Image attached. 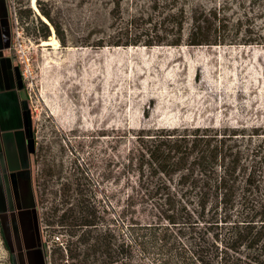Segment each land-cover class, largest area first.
Wrapping results in <instances>:
<instances>
[{
    "label": "rangeland",
    "instance_id": "374dc122",
    "mask_svg": "<svg viewBox=\"0 0 264 264\" xmlns=\"http://www.w3.org/2000/svg\"><path fill=\"white\" fill-rule=\"evenodd\" d=\"M6 2L5 52L25 121L21 139L9 144L10 168L23 172L21 218L29 230L25 246L15 233L16 249L40 250L35 259L42 256L43 264H115V210L135 178L122 164L138 129L264 125V43L147 45L174 36L158 29L162 15L152 0H34L36 9L31 0ZM131 19L140 22L134 27ZM255 24L264 32V22ZM134 39L139 42L128 43ZM30 188L33 199L26 205ZM5 191L0 183L1 205ZM133 200L128 214L152 221L139 197ZM71 204L73 215L91 223L75 235L64 224ZM10 218L1 211L0 264H11L9 253L17 252ZM208 224L201 220L192 229L201 234L207 226L202 240L188 238L184 228L164 245L159 228L152 245L132 246L125 264H201L197 249L215 251L216 228ZM119 229L131 238L127 220ZM82 233L89 238L79 253L69 251Z\"/></svg>",
    "mask_w": 264,
    "mask_h": 264
},
{
    "label": "trees",
    "instance_id": "16d2710c",
    "mask_svg": "<svg viewBox=\"0 0 264 264\" xmlns=\"http://www.w3.org/2000/svg\"><path fill=\"white\" fill-rule=\"evenodd\" d=\"M119 1L112 0L114 5ZM151 8L162 15L163 28L158 29L174 36L147 45L264 43V32L255 24L264 22V0H152ZM136 22L129 23L135 27ZM120 43L127 44L114 41ZM122 168L135 178L123 206L115 210V264L129 261L133 245H152L159 228L162 245L177 239L184 228L188 238L202 240L207 226L201 234L192 230L201 220L216 228L211 244L215 251L194 252L201 264L212 259L220 264H264V125L140 128ZM137 197L152 221L128 214ZM75 207L68 208L70 219L64 223L70 235L81 225H91L73 215ZM123 220L128 222L129 240L119 229ZM88 238L80 234L67 246L69 251L79 253V244Z\"/></svg>",
    "mask_w": 264,
    "mask_h": 264
},
{
    "label": "flooded vegetation",
    "instance_id": "af4514ba",
    "mask_svg": "<svg viewBox=\"0 0 264 264\" xmlns=\"http://www.w3.org/2000/svg\"><path fill=\"white\" fill-rule=\"evenodd\" d=\"M14 83H15L17 104H18L19 111H20L19 113L20 114V124L17 128L13 130L15 131L13 132L15 136L13 143L15 142L17 143V141L20 140L19 131L23 132V130L25 129V121H24V113H23V109L21 105V100H20V96L18 92V85L16 82ZM5 108L6 107L4 106V109ZM8 114H10L12 118V115L14 116L15 112L12 111V113H10V111L0 109V183H3L4 185L6 184V189L8 191V192L5 191V194H4V197H5L4 205H1L2 201H0V213L1 211L2 213L8 212V214L11 216L9 224L11 225L10 227L12 229V237H13L12 242L15 243V250H17L15 233H18L20 242H22V245L25 246V242L27 241L25 239V234L27 235L26 232H28L29 230L27 229V227H24L25 224L21 218V210L24 209L22 206V203H20L21 197H22V191H23V187H22L23 183L21 179L23 177L21 176H23V174H20V171L17 170L16 168H14V170L10 168L9 158L13 157V151H11V147L9 145L11 142L10 143L5 142L4 138H6V136H3L2 134L3 131L4 132L7 131L5 126L8 125L9 123V119H7ZM11 118H10V121L12 120ZM20 146L21 144L17 145V148H18L19 153L22 154ZM27 157H28V153H27ZM10 213L11 214L13 213V215H11ZM24 249L25 250H21V251L17 250V252H14L13 254L11 252L9 253L11 264H21L20 255L23 256L24 262L25 260L27 261V263L25 262L26 264H30V262L33 261L36 257H39L40 250H37L38 251L37 252L35 249L33 250V248L29 249L25 247Z\"/></svg>",
    "mask_w": 264,
    "mask_h": 264
},
{
    "label": "crops",
    "instance_id": "0c3cea01",
    "mask_svg": "<svg viewBox=\"0 0 264 264\" xmlns=\"http://www.w3.org/2000/svg\"><path fill=\"white\" fill-rule=\"evenodd\" d=\"M9 36V18H8V9H7V2L6 0H0V109L10 111V113L15 112V115L8 114L7 119H9L8 125L5 126L7 131H3V136H6L5 142L7 143H13L14 140V134L13 131L15 128H17L20 124V111L17 104L16 99V90H15V83L12 79V73L10 62L7 58V54L5 52V46L6 42ZM4 106L6 107L4 109ZM10 118L12 119L10 121ZM19 137L21 139L22 132L19 131ZM22 146V145H21ZM25 157V156H24ZM13 157H11L12 161ZM25 160V159H24ZM10 163V162H9ZM12 167V166H11ZM14 168V167H13ZM20 174H23V172H20ZM30 186V185H29ZM27 194V192H26ZM25 199V196H24ZM32 198V192L30 188V194L28 197V194L26 196L25 202H27L29 205V202ZM33 201V200H32ZM42 256L36 260L30 262V264H43Z\"/></svg>",
    "mask_w": 264,
    "mask_h": 264
},
{
    "label": "bare ground",
    "instance_id": "6f19581e",
    "mask_svg": "<svg viewBox=\"0 0 264 264\" xmlns=\"http://www.w3.org/2000/svg\"><path fill=\"white\" fill-rule=\"evenodd\" d=\"M31 6L33 7V8H35L36 9V4H35V2H34V0H31ZM44 18V17H43ZM45 19V18H44ZM53 36V35H52ZM51 38V37H50ZM53 42H55V38H53L52 39V43ZM56 42H57V40H56ZM44 43H46V44H51V42H49V41H44ZM52 45V44H51Z\"/></svg>",
    "mask_w": 264,
    "mask_h": 264
}]
</instances>
